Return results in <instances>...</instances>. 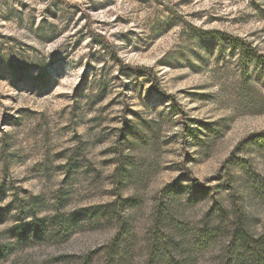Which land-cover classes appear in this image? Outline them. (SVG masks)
Listing matches in <instances>:
<instances>
[{"label": "rangeland", "instance_id": "rangeland-1", "mask_svg": "<svg viewBox=\"0 0 264 264\" xmlns=\"http://www.w3.org/2000/svg\"><path fill=\"white\" fill-rule=\"evenodd\" d=\"M217 33L264 55V0H0V244L9 249L0 264H84L92 253L90 264H104L113 224L32 245L14 233L119 198L133 199L124 212L135 236L128 264H145L159 204L191 226L213 206L210 197L193 201L183 168L216 191L226 224L231 179L249 232L264 235V202L242 169L224 167L264 131V69L244 65ZM98 35L125 65L152 69L160 92L121 69ZM236 156L264 178V148ZM174 183L186 190L160 201ZM226 246L222 237L190 253L196 264H218Z\"/></svg>", "mask_w": 264, "mask_h": 264}, {"label": "trees", "instance_id": "trees-1", "mask_svg": "<svg viewBox=\"0 0 264 264\" xmlns=\"http://www.w3.org/2000/svg\"><path fill=\"white\" fill-rule=\"evenodd\" d=\"M216 35L221 41L228 43L233 50L239 52L244 65L252 61L264 69V55L252 44L228 34L217 33ZM98 41L121 69L146 76L152 83L153 89L160 92L158 78L152 69L125 65L115 48L103 35H98ZM163 97L171 103L178 114L184 116L181 105L173 96L164 94ZM252 146L264 148V131L252 134L238 144L225 161L224 167L238 166L242 169L247 187L264 202V178L247 160H240L236 156L238 151L247 150ZM183 170L190 181L187 188L194 194L193 201L210 197L213 200V206L200 224L191 226L176 218L168 205L159 204L154 212V224L147 239L148 259L145 264H196V259L190 252L205 251L222 237L227 239V246L218 264H264V235L254 237L249 232L245 214L234 196L235 185L231 179L228 180L226 187L233 192L234 211L231 221L226 224L230 214L216 199V191L206 187L187 168ZM185 190L178 183L169 184L159 193L158 199L173 200ZM132 204L133 199L119 198L108 205L80 210L68 216L57 214L47 219L43 225L38 221L25 224L14 235L23 245L40 244L52 240L64 242L74 233L82 230L84 226L98 228L113 224L117 227V234L108 245L101 249L104 252V264H128L134 250L135 236L130 228L131 221L124 217V212ZM8 250L0 244V262L7 257ZM92 257L93 253L86 257L84 264H90Z\"/></svg>", "mask_w": 264, "mask_h": 264}]
</instances>
